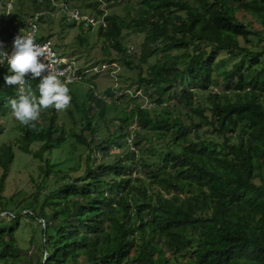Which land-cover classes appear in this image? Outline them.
Returning a JSON list of instances; mask_svg holds the SVG:
<instances>
[{
    "label": "trees",
    "instance_id": "1",
    "mask_svg": "<svg viewBox=\"0 0 264 264\" xmlns=\"http://www.w3.org/2000/svg\"><path fill=\"white\" fill-rule=\"evenodd\" d=\"M139 1L128 17L108 14L100 35L129 69L148 65L140 83L156 108L127 110L89 90L84 102L71 93L61 117L49 106L33 126L0 122L8 135L0 144L3 264H264V0ZM123 26L145 34L138 62L126 56ZM221 52L236 59L224 90L213 86ZM6 73L0 65V121L16 95ZM38 80L28 81L33 90ZM178 87L183 93L166 104L163 94ZM198 91L208 92L206 104ZM115 122L119 130L96 136ZM156 131L164 143L145 147ZM77 143L88 148L82 164L62 167L58 158ZM17 149L39 162V173H29L30 193L9 197ZM24 217L40 229L37 259L7 226Z\"/></svg>",
    "mask_w": 264,
    "mask_h": 264
},
{
    "label": "rangeland",
    "instance_id": "2",
    "mask_svg": "<svg viewBox=\"0 0 264 264\" xmlns=\"http://www.w3.org/2000/svg\"><path fill=\"white\" fill-rule=\"evenodd\" d=\"M14 1V9L9 15L0 17V27L2 29H6L9 26L18 25L23 22L29 20L35 11V5L33 1L30 0H13ZM71 4L76 2L83 11L93 12L96 15H102L106 11L108 14L120 15L121 17H128V12H133L135 8L140 3L139 0H114V2H110V4H103L104 0H68ZM107 1V0H106ZM85 3V5L83 4ZM105 7V8H104ZM248 18H251L250 15H247ZM252 16V15H251ZM40 36H51L57 49L61 54H64L67 57H70L76 60L77 64L81 68H87L89 66H95L97 64H106L112 65V67H118V70H113L108 67L105 72H93L91 73L87 79L81 82H77L74 84L68 85L70 89V94L75 92L77 97L79 98V102H84L88 91H93L97 96L100 94L103 97H106L107 100H117L118 106H123L124 109L131 110L135 105L140 104L142 107L146 108H156L154 107L156 101L153 99L152 95H149L144 87L140 83V71H142L143 75H146L148 71V65H143L142 69L132 68L129 69L126 67L125 61L122 59V56L117 53V50L113 47L112 40L100 35L98 31H88L82 28L79 22L69 21L62 10H57L56 17H45L42 22H40ZM145 34L143 32H134L126 26H123L121 40L122 43L127 47L128 54L126 56L132 57L136 59L135 61H139V55L141 52L142 43L144 40ZM107 49H109L108 52ZM130 52V54H129ZM229 55L226 52H221L220 57L223 60H220L215 64L214 74H213V86L216 89L224 90L226 89L224 85L223 74L226 70L232 68L235 58H229ZM157 60V56L153 55L150 58V64L154 63ZM40 79V78H39ZM95 83L92 84V83ZM129 89V92L123 94L125 90ZM109 90V91H108ZM108 91V93H107ZM131 91H140L137 95L136 93H132ZM184 88L178 87L168 94H163L165 98L166 104L171 103L169 101V96L171 98H175L179 96V94L183 93ZM150 92H153V89H150ZM223 92V91H222ZM110 94V95H109ZM113 94V96L111 95ZM208 92L198 91L199 98L197 99L199 103H205V96ZM11 96L10 98H13ZM9 98V99H10ZM164 104V105H166ZM172 104V103H171ZM72 107V102L70 106L63 110H57L58 117L69 113L70 108ZM159 111L162 110V106L157 107ZM75 110V109H74ZM174 110V108H173ZM47 109H42L41 113L47 112ZM3 112L2 110L0 111ZM0 113V114H1ZM4 117L0 121L6 124V129H9L12 125H16L18 122L11 113V108L8 104V109L4 110ZM40 118V117H39ZM68 124H72V119L70 117L67 119ZM117 124V125H116ZM137 126V124H134ZM133 125V126H134ZM119 124L115 122L114 125H110L111 128L106 131L105 128L96 133L97 137H103L105 134H110L115 129L119 130ZM132 126V127H133ZM79 125L74 126L76 132H80ZM115 127V128H114ZM138 127V126H137ZM94 131H90L92 134ZM146 134L149 133L146 129L144 131ZM153 136L155 137L153 144H147L145 147H149L154 144H163L164 140L161 139L156 132H153ZM10 138V136H9ZM8 140V135L3 134L0 135V144L4 141ZM96 144V143H95ZM115 148V147H113ZM88 148L86 146L77 143V151L72 154L68 153L66 148L63 150L62 158L58 159L63 161L62 167L68 168L69 166H77L78 162L82 164L81 154H84ZM113 151L119 152V148H115ZM97 155L100 159H104L106 156L103 154L101 149H97ZM148 154L150 149L146 151ZM142 152H138V155H141ZM60 155V156H61ZM114 156V155H110ZM67 160V161H66ZM77 167H74L73 170H77ZM10 175L8 177L7 187L4 191V195L12 196L17 191V189L27 190V193L33 189L32 183H29V173H32L36 178H38L39 173V162L29 154L22 153L19 149H17V159L14 164H12L10 168ZM3 173V169L0 166V176ZM29 196V195H27ZM26 203V202H25ZM19 209V208H18ZM24 212V211H23ZM42 219L40 218L39 221ZM7 222H11L8 220ZM7 226H12L16 228V234L18 237V244L23 248V250H27V253L33 256L35 259L38 257V246L40 245V229L37 223L32 222L30 218L24 217L21 218L19 223H12ZM8 259H0V264H3ZM10 261V260H9ZM22 264L25 262L21 260Z\"/></svg>",
    "mask_w": 264,
    "mask_h": 264
},
{
    "label": "clouds",
    "instance_id": "3",
    "mask_svg": "<svg viewBox=\"0 0 264 264\" xmlns=\"http://www.w3.org/2000/svg\"><path fill=\"white\" fill-rule=\"evenodd\" d=\"M3 1H9V0H0V4ZM11 1L15 6L14 1L13 0ZM30 1H33L34 5L35 3L37 4V6L35 7L36 8L35 11L39 9H44V10L56 12L55 16H52L51 14L44 16L40 20V22H42L44 18L47 16L56 17L57 10H62L60 7L56 6V4H53L51 0H45L43 2H39L38 0H30ZM64 1L73 7H78L79 9H81L78 5L71 4L68 0H64ZM104 1H105L103 2L104 5L108 3L106 0ZM14 6L9 13H7L6 11H1L0 17L9 15L14 9ZM35 11L33 12V14L35 13ZM83 12H89V11H83ZM89 13L96 15L93 12H89ZM105 13L107 20L108 12L106 11ZM96 16H100V15H96ZM31 17L26 22H23L18 25L9 26L6 29H2L0 27V32L2 31L4 37H6L9 35L8 32L10 28L27 26ZM40 22H39V30H40ZM81 26L82 28H84L82 24ZM108 27L105 30L98 29L94 31H98V32L106 31ZM84 29L88 30L86 28ZM88 31H93V30H88ZM39 37L41 36L38 33V39L40 40H45L48 38L52 39L51 36H44L45 37L44 39H41ZM54 46L57 49L55 43ZM11 49L12 50L9 51L3 47H0V65L7 67V73L4 76V84L10 87L14 86L16 88V95L13 98H10L7 101V103L11 108L12 116L17 121H19L21 124L24 125L33 126L31 122H34L39 118L42 109H47L49 106H52L56 110H63L70 106L72 97L70 94V89L68 87V85H70L68 84L69 81H67L66 79L61 80L60 76L57 73L51 71V62L48 60V55L45 47L36 43L35 37L32 34L21 32L20 34L16 35L13 39ZM57 51L59 52L58 49ZM61 55L68 59L74 60L70 57L65 56L64 54ZM74 61L77 68L85 72L84 78L74 83L84 81L93 72L100 73L106 71V70L100 71L94 69L95 67L100 68L102 64L89 66L87 68H81L77 64L76 60ZM112 65L114 64L108 66V70H110V68H113L112 71L118 70V67L116 66L112 67ZM37 77H39L40 79L38 80L36 89L33 90L31 85L28 84V81L37 80ZM127 92H129V89L125 90L123 94ZM131 92L133 94L136 93L137 95L140 93V91H131ZM98 96L103 97L100 94ZM103 98L106 101H109L106 99V97ZM152 105L156 106V103L155 104L152 103L151 106ZM132 148L134 149L135 147Z\"/></svg>",
    "mask_w": 264,
    "mask_h": 264
},
{
    "label": "built area",
    "instance_id": "4",
    "mask_svg": "<svg viewBox=\"0 0 264 264\" xmlns=\"http://www.w3.org/2000/svg\"><path fill=\"white\" fill-rule=\"evenodd\" d=\"M39 2H43L45 0H38ZM53 4L60 7L64 14L67 16V19L72 22H79L83 25L84 28L88 30H98L103 29L105 30L108 27V22L106 20V13L96 16L89 12H83L78 7H73L69 5L64 0H51ZM13 2L3 1L0 4V12L6 11L9 13L13 8ZM51 14L52 16L56 15L55 11H48L44 9H39L35 11L33 16L31 17L27 26H20L15 28H10L8 32V36L4 37L2 31L0 32V47H3L9 51H11V45L13 43V39L16 35L20 34L21 32L32 34L35 37V42L39 45L45 47L48 60L51 62V71L57 73L61 80L69 81L68 84H72L76 81L82 80L84 78L85 72L79 70L75 64L74 60L68 59L62 56L54 46V43L51 38L40 40L38 39L39 33V22L40 20L48 15ZM42 59V58H41ZM109 65L102 64L100 68L95 67L94 69L105 71ZM91 71V69H90Z\"/></svg>",
    "mask_w": 264,
    "mask_h": 264
}]
</instances>
